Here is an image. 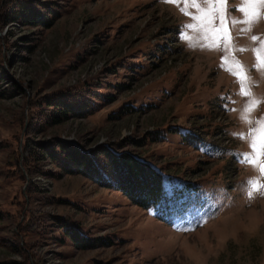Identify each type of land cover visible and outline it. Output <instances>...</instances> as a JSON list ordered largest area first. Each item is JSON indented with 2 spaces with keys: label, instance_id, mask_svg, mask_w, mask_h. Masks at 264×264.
<instances>
[{
  "label": "rangeland",
  "instance_id": "obj_1",
  "mask_svg": "<svg viewBox=\"0 0 264 264\" xmlns=\"http://www.w3.org/2000/svg\"><path fill=\"white\" fill-rule=\"evenodd\" d=\"M41 1L51 8L50 26L0 27V45L4 39L10 44L0 89L14 82L20 87L0 96V262L264 264V188L254 191L247 183L264 184V176L241 162L252 152L248 133L264 119V68L256 66L252 51L264 41V18L234 24L245 19L243 5L227 0L229 40L217 33L212 46V34L186 27L196 23L197 9L189 7L185 15L183 3ZM211 26L219 28L220 20ZM233 61L242 66L250 96L241 94L240 80L228 70ZM69 85L101 91L103 103L88 116L49 127L43 137L61 135L88 147L129 138L127 147L162 172L168 193L188 181L197 188L169 198L168 205L145 208L80 173L30 177L22 163L27 150L21 117L37 93ZM252 100L259 103L245 113ZM125 104L139 110L111 117ZM152 129L161 138L153 140ZM15 155L24 179L6 174ZM27 209L41 230L23 236L18 226ZM50 213L69 215L88 235L112 241L96 248L61 242Z\"/></svg>",
  "mask_w": 264,
  "mask_h": 264
},
{
  "label": "trees",
  "instance_id": "obj_2",
  "mask_svg": "<svg viewBox=\"0 0 264 264\" xmlns=\"http://www.w3.org/2000/svg\"><path fill=\"white\" fill-rule=\"evenodd\" d=\"M50 9L45 1L41 0H2L0 1V27L11 22H18L22 26H50L53 18L49 13ZM3 42L4 45H0V70L5 64H9L5 59V50L10 44L8 46L6 39ZM19 88L14 82L10 86L1 88L0 96H11ZM101 99H104L101 91L80 85L47 90L29 99L27 117L23 113L21 119L24 122L23 125L26 124L23 149L27 150L22 163L30 177L34 173L52 177L80 173L99 186L121 190L135 204L145 208H159V204L168 205L169 198L176 199L197 188L196 183L188 181L182 186L174 185L173 192L168 193L163 184L162 172L127 147L129 138L102 142L88 147L61 135L42 136L49 127L74 117H84L94 113L103 103ZM137 110L139 107L125 104L120 109L112 111L111 117L119 118ZM149 133L156 134L152 137L153 140L161 138L159 129H152ZM141 140L133 139L136 142H143ZM6 174L10 178H26L17 155L9 161ZM31 190L32 188L29 189ZM56 200L68 202L60 197ZM25 202V198L19 200V203ZM181 202H187V198L182 199ZM24 215L23 222L18 226L21 235L41 230L40 221L28 209ZM50 219L49 224L60 230V236L57 238L61 242L69 240L76 247L96 248L112 241L104 236L88 235L80 227L79 221L69 215L50 213ZM17 234L16 232L15 235ZM0 264H10V262H0Z\"/></svg>",
  "mask_w": 264,
  "mask_h": 264
},
{
  "label": "snow or ice",
  "instance_id": "obj_3",
  "mask_svg": "<svg viewBox=\"0 0 264 264\" xmlns=\"http://www.w3.org/2000/svg\"><path fill=\"white\" fill-rule=\"evenodd\" d=\"M166 3H175L179 5L180 3L184 4V7L180 10L184 12L185 15H190L188 12V8H196L197 15L193 16V20L196 23L187 25L186 27L193 28L196 30L197 28L204 29L209 32L213 36V41L215 45L216 34L220 33L223 35L225 41L229 40V36L225 30V5L227 4V0H165ZM242 7L239 9L244 13L245 19L243 21L234 20L232 23H245L251 25L253 22H256L262 18H264V14L261 13L260 9L264 8V0H241ZM201 4L206 5V7H201ZM217 14H219L217 16ZM220 20L219 28L212 27V22L214 19ZM248 30V29H245ZM187 39V37H185ZM259 38L256 36L252 37L253 41L258 40ZM227 48V44H226ZM239 51H246L247 49L241 48ZM256 54L257 59V67L264 68V41H261V46L259 48L252 50ZM228 63V60L225 59V64ZM233 67L228 70L232 72L233 75H236L241 83V94L250 96V91L247 90V85L245 83L247 77L242 72V66L239 61H233ZM259 101L252 100L244 111L245 113L251 112L252 108L257 105ZM243 119L251 123L248 120L247 115L243 116ZM258 127L253 129L250 133H248V138L250 140V146L252 148V152L250 154H245L244 159L241 161L242 163L251 164L254 168L260 171L261 176H264V160H261L260 157L264 156V119L258 120ZM241 138H243V134H241ZM248 184L251 185L254 191H259L261 188H264V184H260L256 179H250ZM251 195V192L249 193Z\"/></svg>",
  "mask_w": 264,
  "mask_h": 264
}]
</instances>
